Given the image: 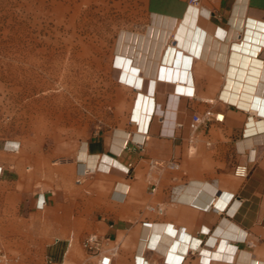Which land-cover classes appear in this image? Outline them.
<instances>
[{"label": "crops", "instance_id": "obj_1", "mask_svg": "<svg viewBox=\"0 0 264 264\" xmlns=\"http://www.w3.org/2000/svg\"><path fill=\"white\" fill-rule=\"evenodd\" d=\"M145 12L143 27L121 33L128 35L123 53L138 64L143 88L155 93L112 75L128 95L125 122L79 144L66 164L78 193L73 199L43 190L30 201L28 170L7 164L2 147L0 230L4 213L30 232L42 213L43 234L59 236L45 247L54 264H97L82 246L91 233L111 254L110 264H264V0H203L201 9L187 0H146ZM178 86L181 117L165 115L163 135L151 132L157 109L167 114ZM190 94L195 99L185 101ZM209 109L223 123L188 132L187 112ZM174 126L183 138L178 131L165 136ZM153 161L178 168L155 169L151 192ZM247 162V178H236L234 168ZM8 186L11 205L1 190Z\"/></svg>", "mask_w": 264, "mask_h": 264}, {"label": "rangeland", "instance_id": "obj_2", "mask_svg": "<svg viewBox=\"0 0 264 264\" xmlns=\"http://www.w3.org/2000/svg\"><path fill=\"white\" fill-rule=\"evenodd\" d=\"M145 3L0 0L1 157L25 165L30 201L43 190L73 199L78 193L66 164L79 144L125 122L128 95L111 79L115 58L127 46L121 33L149 20ZM9 142L16 152L6 148ZM1 190L8 196L11 188ZM33 224L30 232L24 221L3 214L0 264H49L45 247L59 236L43 234L42 213Z\"/></svg>", "mask_w": 264, "mask_h": 264}, {"label": "built area", "instance_id": "obj_3", "mask_svg": "<svg viewBox=\"0 0 264 264\" xmlns=\"http://www.w3.org/2000/svg\"><path fill=\"white\" fill-rule=\"evenodd\" d=\"M203 0H187L188 7H194V8H201V3ZM195 99L194 94H190L185 97V101ZM211 103V101H210ZM188 116V132H190L192 129H195L200 126H204L207 123L211 121L223 123V120L219 118V114L214 113L212 110H205L200 114H197L195 111L189 110L187 112ZM178 131L180 133V137L183 138L185 135L183 133V130H181V127L175 126L170 133H168L165 136L174 137L175 132ZM159 135H163V133H159ZM189 136V135H188ZM144 142L141 141L139 143H136V146L142 149ZM18 148V147H17ZM17 148L11 152H16ZM251 162H247L243 165H238L234 168L233 175L238 179H245L248 176L249 170H248V164ZM169 168V169H177L178 165L176 162L173 161H160V162H151L149 171L147 173L146 178V184L151 187V192L155 190L154 182H153V173L155 169H162V168ZM1 175V172H0ZM42 205H38L36 203L35 209H42ZM58 242V241H57ZM56 242V243H57ZM82 246L84 250L87 253L93 254L98 256V263L97 264H110L111 263V254L102 252V240L97 234L91 233L88 234L84 240L82 241ZM46 261L49 264H52L54 260L50 257H46Z\"/></svg>", "mask_w": 264, "mask_h": 264}, {"label": "bare ground", "instance_id": "obj_4", "mask_svg": "<svg viewBox=\"0 0 264 264\" xmlns=\"http://www.w3.org/2000/svg\"><path fill=\"white\" fill-rule=\"evenodd\" d=\"M243 6V5H242ZM199 9H201V8H199ZM198 14V13H197ZM198 16V15H197ZM252 35H253V32H252ZM247 38H248V36H246ZM252 38V37H251ZM248 45V44H247ZM242 46H244V44L242 45ZM245 47V46H244ZM238 48H239V46H238ZM243 48V47H242ZM246 48H247V46H246ZM126 50V49H125ZM250 50V49H249ZM124 51V50H123ZM175 51V50H174ZM247 51V50H246ZM244 52V51H243ZM250 52V51H249ZM126 53H127V51H126ZM182 54V53H181ZM185 55V54H184ZM178 57V56H177ZM182 57V56H181ZM187 57V56H186ZM174 59V58H173ZM178 59V58H177ZM187 59V58H186ZM178 60H180V59H178ZM181 61H183V60H181ZM113 63V62H112ZM138 63V62H137ZM175 63V62H174ZM115 65H114V77H115V75H117L116 76V79L118 80V82L120 81V82H122V83H124V84H126V85H130V86H132V87H136V88H138V87H140L141 88V90H142V93H146V94H154L155 92H153L152 90H151V86H150V89H144L143 88V86L142 85H144V83L142 84V82H143V75H140L139 74V72H140V70H137V67L136 66H138V64H136V66H134V64L132 63V60H130V59H128L127 58V56H126V54H124V53H122V54H120L119 53V55L115 58V63H114ZM181 64V63H180ZM183 64V63H182ZM181 64V65H182ZM113 66V65H112ZM171 67V66H170ZM182 67H183V65H182ZM175 68V67H174ZM179 68V67H178ZM113 69V68H112ZM173 69V68H172ZM162 70V69H161ZM178 70V69H177ZM168 71H169V69H168ZM174 71V70H173ZM159 72V71H158ZM131 73H133L134 75L135 74H137V76L138 77H134ZM160 73V72H159ZM163 73V72H162ZM112 74V73H111ZM178 75V74H177ZM176 75V76H177ZM136 76V75H135ZM157 76V75H156ZM162 76V75H161ZM185 76H186V74H185ZM170 77V76H169ZM147 78V77H146ZM152 79V78H151ZM159 79H160V77H159ZM178 79V78H177ZM185 79V78H184ZM187 79V78H186ZM139 80H141V83H139ZM165 80V79H164ZM174 80V79H173ZM163 81V80H162ZM180 81V80H179ZM191 82V81H190ZM232 82V81H231ZM176 83V82H175ZM174 83V84H175ZM184 83H185V81H184ZM188 83V82H187ZM169 84H170V82H169ZM172 84H173V82H172ZM179 84V83H178ZM155 85V84H154ZM162 85H163V83H162ZM165 85V84H164ZM169 86V85H168ZM167 86V87H168ZM163 87H165V86H163ZM166 87V88H167ZM183 87V86H182ZM146 88V87H145ZM162 88V87H161ZM161 88H160V90H161ZM173 88V87H172ZM231 88V87H230ZM154 89H155V87H154ZM165 89V88H164ZM169 89V88H168ZM168 89H166V90H168ZM176 89V90H175ZM174 91L172 92L173 94L171 95V100H173V103H172V101L170 102V105H169V109H168V111H167V114H165V109H163V108H161V107H159V109H157V113L159 114V117H154V121H153V123H152V128H151V132H155V133H161V129H162V125H163V122L164 121H162V119H161V117H163L164 118V116L165 115H167V118L169 117V115L170 114H174V116H175V118L176 117H181V112H180V110L182 109V108H179L178 107V105H179V100H180V96H175L174 94H175V92L177 91V93H179L180 92V86H178V89L177 88H174L173 89ZM140 91V90H139ZM163 92V91H162ZM170 92V91H169ZM169 92H167V93H169ZM165 93V92H164ZM182 93V92H181ZM181 93H179V94H181ZM225 93V92H224ZM229 95V94H228ZM153 96V95H152ZM149 97V96H148ZM155 97V96H154ZM184 98V97H183ZM175 101H177V102H175ZM171 110V111H170ZM173 110V111H172ZM165 120V119H164ZM175 127V126H174ZM166 132V131H165ZM162 133H164V130H163V132ZM167 133V132H166ZM105 158V157H104ZM108 160V159H107ZM207 200H209V199H207Z\"/></svg>", "mask_w": 264, "mask_h": 264}, {"label": "trees", "instance_id": "obj_5", "mask_svg": "<svg viewBox=\"0 0 264 264\" xmlns=\"http://www.w3.org/2000/svg\"><path fill=\"white\" fill-rule=\"evenodd\" d=\"M56 260V259H55Z\"/></svg>", "mask_w": 264, "mask_h": 264}]
</instances>
